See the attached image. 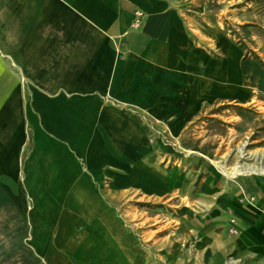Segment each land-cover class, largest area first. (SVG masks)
I'll list each match as a JSON object with an SVG mask.
<instances>
[{"label": "crops", "instance_id": "obj_1", "mask_svg": "<svg viewBox=\"0 0 264 264\" xmlns=\"http://www.w3.org/2000/svg\"><path fill=\"white\" fill-rule=\"evenodd\" d=\"M225 1L0 0V264H264V177L139 221L147 249L104 201L174 195L152 132L236 92Z\"/></svg>", "mask_w": 264, "mask_h": 264}, {"label": "rangeland", "instance_id": "obj_2", "mask_svg": "<svg viewBox=\"0 0 264 264\" xmlns=\"http://www.w3.org/2000/svg\"><path fill=\"white\" fill-rule=\"evenodd\" d=\"M221 6L217 13L222 15V35L237 50L236 92L222 87L219 99L207 98L201 112L178 136L157 127L152 132L158 166L172 172L174 195L145 201L134 195L104 196L114 209L118 206L116 214L127 235L141 240L144 249L147 242L141 239V231L146 228H139V221L146 220L151 227L177 219L180 211H172L171 204L197 209L213 199L214 190L242 188V179L262 177H232L230 170L237 163L253 165L264 152V0H230ZM214 55L224 59L222 51ZM218 161L226 162L228 174L219 171ZM182 189L187 190L185 196L180 195ZM252 199L242 196L241 201Z\"/></svg>", "mask_w": 264, "mask_h": 264}, {"label": "bare ground", "instance_id": "obj_3", "mask_svg": "<svg viewBox=\"0 0 264 264\" xmlns=\"http://www.w3.org/2000/svg\"><path fill=\"white\" fill-rule=\"evenodd\" d=\"M241 158L243 159L246 158L243 153H242ZM255 161L256 162H254L253 165H249L247 163H237L230 170L231 171L230 176L232 177H238V176H262L264 177V152L260 156H257V159ZM216 167L224 175L228 174L229 170L227 169L225 161H218L216 163Z\"/></svg>", "mask_w": 264, "mask_h": 264}, {"label": "water", "instance_id": "obj_4", "mask_svg": "<svg viewBox=\"0 0 264 264\" xmlns=\"http://www.w3.org/2000/svg\"><path fill=\"white\" fill-rule=\"evenodd\" d=\"M222 8L221 5H217L216 3H209L205 6V11H218Z\"/></svg>", "mask_w": 264, "mask_h": 264}, {"label": "built area", "instance_id": "obj_5", "mask_svg": "<svg viewBox=\"0 0 264 264\" xmlns=\"http://www.w3.org/2000/svg\"><path fill=\"white\" fill-rule=\"evenodd\" d=\"M230 232H231L232 234H235V233H236L234 230H230Z\"/></svg>", "mask_w": 264, "mask_h": 264}]
</instances>
